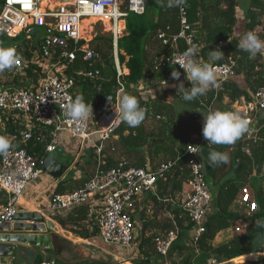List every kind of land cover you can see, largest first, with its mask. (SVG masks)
Returning a JSON list of instances; mask_svg holds the SVG:
<instances>
[{"label":"built area","instance_id":"obj_1","mask_svg":"<svg viewBox=\"0 0 264 264\" xmlns=\"http://www.w3.org/2000/svg\"><path fill=\"white\" fill-rule=\"evenodd\" d=\"M51 1V2H49ZM150 0H5L0 11V33L9 39L23 38L27 45L36 42L37 49L31 50L32 58L17 60L15 66L23 73L31 66L39 73V80L28 87L6 85L0 87V120L14 122L21 127L20 136H11L3 132L11 142L6 155H0V185L8 196V203L0 213L1 220L7 221L20 213V201L29 186L41 173L42 161L38 162L27 150L18 148L19 143L26 145L36 141L50 154L59 149L64 135L80 140L84 146H94L99 156V164L93 177L82 189L69 193L54 194L49 210L53 212L70 210L91 205L94 211L95 226L99 237L109 245L118 246L124 251L135 253V223L131 216L138 197L152 189L159 179H165L177 162L185 157L189 172L188 184L191 193L184 203L185 216L192 226L187 246L195 248L206 232L205 222L210 211L213 194L208 182L207 162L204 149L208 141L203 135L189 142L184 155L176 161L162 163L156 170L136 168L125 160H120L111 169H103L101 160L102 143L111 139L121 122H116L113 107L116 97L126 88L121 78L124 76L120 65L117 44L127 31V19L130 14L143 15ZM88 19H97L114 41L115 64L119 88L113 97V107L108 99L101 108L104 122L93 128L91 115L84 121H73L66 117L64 106L75 98L76 77L84 75L97 78L93 71L68 73L80 53L84 60L96 61L100 55L91 49L83 38L82 25ZM92 24L89 26L92 30ZM159 38L165 45L170 44L172 53L167 59L170 67L182 72L183 68L171 65L170 59L182 55L188 48L195 46L197 58L201 60L202 46L191 33L187 13L181 8V29L170 38L160 33ZM85 42L84 44L82 42ZM186 44L180 49V42ZM226 46L227 43H223ZM219 59L212 64L216 68L217 83L220 85L233 78L239 67L234 55L218 54ZM222 61V62H221ZM40 71V72H39ZM187 80V79H186ZM188 82V80H187ZM249 119V131L243 136L246 142L244 150L259 143L264 130V87L253 96L247 110L239 111ZM195 152V153H194ZM242 203L250 214L258 210V202L248 188L242 190ZM238 232L241 228L236 229ZM179 237L176 227L165 237H157L155 246L162 257L170 255ZM43 264H54L43 263Z\"/></svg>","mask_w":264,"mask_h":264},{"label":"trees","instance_id":"obj_2","mask_svg":"<svg viewBox=\"0 0 264 264\" xmlns=\"http://www.w3.org/2000/svg\"><path fill=\"white\" fill-rule=\"evenodd\" d=\"M254 1L253 5L258 7V9H249L247 11V30L249 31H254L263 23L264 0ZM4 2L5 0H0V11ZM237 5V0H187L183 6L187 13L188 23L191 25V33L194 34L196 41L202 46L201 53L203 58L209 57L210 52L218 49L220 50L218 53L222 55L232 54L236 56L238 58V64L240 61L248 60L249 54L239 48L238 40L233 39L234 28L237 24L235 12ZM181 8H168L161 6L156 0H150L147 4L145 14H130L127 19V32L118 40L117 52L120 65L122 67L125 66L129 70V74L123 76L121 80L125 85L127 93L136 96L140 105L146 109V118L138 127L130 128L125 123H122L115 131L116 144L121 146L123 155L126 157L125 160L132 167L147 169L146 151L153 149V147L160 149L161 144L158 141H162L163 137H168L167 139L171 140L176 137L178 143L180 142L179 148L181 150V156H183L188 143L191 141V136L203 135V123L195 118L194 111V113L185 118H181L178 114V121L173 125L160 121L155 128L158 132L149 131L148 126L145 125V121L158 118V113L168 116L169 112L167 107H165L166 103L146 102L138 91L141 86L153 85V82H162L166 79L170 68L167 64V59L172 53V47L170 44L165 45L159 38V35L160 33H165L170 38L180 32ZM9 40L22 41L23 39H9L0 33V47L5 48ZM96 40L92 42L93 47L91 49L98 53L100 58L96 61H86L84 60V54L80 53L77 60L68 68L70 75L81 71L87 73L93 71L97 74V78L95 79L84 75H75V96L82 95L86 103L92 104L94 111H98L104 105L107 96H113L119 88L113 38L101 36ZM82 43L84 44L85 42L83 41ZM223 43H227V46L223 47ZM186 47L184 41H181L180 49L185 50ZM37 48L35 44L32 50L34 51ZM25 56L28 59L32 58L30 48L26 50ZM251 61L254 62V65H252V70L247 75V81L250 91L256 94L264 87V67L262 70L256 72L258 65H255V63L263 61V57L261 54H257L255 58H251ZM259 65L261 66L263 64ZM37 68V66H31L27 70V76L30 80H28V84L24 87L38 82L40 77L39 73L33 71ZM209 95L210 99L217 103L222 102L225 97H228L232 103L242 97H245L249 102L252 101L247 91L242 90L236 83L230 80L223 82L220 85V89L213 90ZM179 101L185 105L188 104L196 110L201 107L202 98L200 96L193 101H184L180 96ZM222 111H228V108ZM20 133L21 127L18 124L7 122V134L20 136ZM0 135H2L1 132ZM261 139L259 143L250 146V154L243 152L242 148L227 152L230 153L232 158L230 170L227 172H224L226 164L210 165L207 159L210 150L221 151V147H205L204 154L207 159L209 173L208 182L214 198L212 201L213 206L210 208L206 217V232L197 245L198 253L195 252V248H191L192 252L186 254L188 249H190L186 247V242L189 240L192 226L186 224V218L181 220L180 214L177 215V219L178 226L181 227V230L168 259L158 254L155 239L157 237H165L170 231L175 229L171 221L167 224L169 227L168 231L162 236L153 234L148 237L143 235L141 238H135V242L138 243L141 258L135 260L133 264H167V262H171V264H204L212 258H217L225 262L240 258L233 263L264 264V260H257L259 256L250 259L243 258L245 257L244 255L249 254L248 250L256 239L264 237V228H259L256 223L258 220L264 219V130L261 133ZM17 147L27 150L38 162H41L48 156L45 153L44 147L36 141L28 142L26 145L19 143ZM104 154V150L102 149L101 157ZM174 159L176 161V157ZM98 164L99 156L95 153L93 158L89 160L87 167L89 169L96 167L97 169ZM186 164L187 159L185 157L181 158L166 176H170V173H173L178 178L179 185L182 186V184L188 182L189 178ZM109 166L111 165L103 166V169L108 170L110 168ZM230 175L233 176L221 182L222 178ZM162 180L164 179H159L158 182ZM86 183L87 180L85 179L79 180L75 184V189H82ZM174 183H177V181ZM247 183H251L255 190L254 197L258 202V210L250 216H242L232 212L231 207ZM62 188L59 187L57 194H62ZM76 212L77 217L73 216L70 220L67 218L61 219L60 224L63 227L72 225V231L80 235L83 239L97 237L99 234L96 227L90 231L87 225L83 224L87 220L88 208L80 207ZM239 219L249 222L247 234L235 236L230 241L215 245L214 241L216 237L220 233L230 229L233 222ZM62 242L56 243L55 249L51 252V255L56 261L67 250L66 243L64 241ZM256 251L264 252V250ZM177 255L180 256L178 257L179 260H175ZM182 256L183 258H181ZM42 263L43 258H39L36 262V264ZM89 264L113 263L94 260L89 261Z\"/></svg>","mask_w":264,"mask_h":264},{"label":"crops","instance_id":"obj_3","mask_svg":"<svg viewBox=\"0 0 264 264\" xmlns=\"http://www.w3.org/2000/svg\"><path fill=\"white\" fill-rule=\"evenodd\" d=\"M237 2L238 5L235 10L237 24L234 28L233 39L239 41L240 38L249 31L247 30V11L249 9L257 10L258 7L253 5L255 2L254 0H237ZM262 22V25L257 27L254 32L262 41H264V17ZM258 54L262 55L263 61L255 63V65H258L256 67V72L262 70L264 67V52ZM201 60L204 62H209V57H202ZM210 62L213 63L214 61ZM259 64L263 65L260 66ZM252 65H254V62L251 61V58H248L247 61H240L236 75L229 80L236 83L242 90L247 91L253 100L254 94L250 91L249 83L247 81V75L249 74V72H251ZM122 69L124 76L129 74V70L125 66H123ZM168 71L169 72L166 79L162 82H153V85L141 86L138 89L141 96L146 102L166 103V106H164L167 107V110L169 112L168 116L158 113V118L145 121V125L148 126L149 131L155 133L158 132L155 128L158 126L160 121L168 122L169 124L173 125L176 121H178V114L181 116V118H185L195 112V118L203 123V113H207L209 110H223L225 108H228V111L243 112L244 110H247L249 104L252 102H249L245 97H242L238 101L232 103L228 97H225L222 102L217 103L216 101L211 100L209 95L213 90H216V88L210 87L207 93L201 96V107L194 110V108L190 107L188 104L185 105L184 103L180 102V96L177 93V88L181 82L184 83L185 87H191V82H187L182 72H180V79L176 80L171 77L173 68L170 67ZM14 83L17 84V81ZM2 86H6L5 80L0 81V87ZM218 89H220V87ZM125 93H127V91ZM175 99L176 101H174ZM101 108L97 111L98 116L94 115V113L92 114L93 119H95V124H93L97 127H99L104 122L103 120L105 115L101 112ZM121 124L122 122L120 123V125ZM0 132L2 135L4 134L3 132L7 133V123L4 120H0ZM200 136L201 135H192L190 142L196 141V138ZM167 138L168 137H163L162 141H158L159 144H161L160 149L152 146L153 149L146 151V160L148 165L147 168L156 170L162 163L171 162L173 160L175 161V157L176 160L181 157V150L179 148L180 142L178 143L176 137L174 139L172 138V140ZM102 145V149L105 153L104 156L101 157L103 166H108L110 164L111 166L109 167L113 168L120 160L126 159V157L123 155L121 146L116 144L115 133L112 135L111 139L103 142ZM213 146H220L221 151L225 152H232V150L234 149L242 148L243 152L248 154L251 153L250 148H248V150H244V147L246 146L244 136L238 139L233 145H208L207 147L213 148ZM95 153H97V149L94 146L86 147L80 140L72 139L69 136L64 135L62 138V144L59 149L51 153V156L47 154L51 158H53L57 162V164H61L62 166H64L65 170H63L64 172H62L61 176H59L58 178H53L49 175V173L44 172L43 169H41L39 178L29 186L24 196L21 198L19 210L20 213L29 212L39 214L40 218H42L44 222L53 225L55 229L53 232H51L53 249H37L31 248L29 246L19 247L18 261L16 262V264H36L39 258H43V263L54 262V264H57V261L51 255V252L55 249V246L57 245L56 243L60 242V240L63 239L66 243L65 245L67 246V250L62 253L61 258L63 260H66L65 262L69 264H89V261H94L95 256H87L90 253H97L98 251L111 259L120 260L119 256L114 255L110 250L101 249L97 246L96 239L100 238L99 235L91 239H83L80 235L72 231V225L63 227L60 224L61 219L67 218L70 220L73 216L77 217L76 210L80 209V207H77L78 209L73 208L70 210H61L57 212L49 210L50 200L54 194H57L59 187H63L61 189L62 193H69L78 190L75 189L76 182L81 179H85L88 182L93 177L96 171V167L93 169H89L87 166L89 160L93 158ZM228 154L229 163L226 164L224 172L230 170V162L232 158L230 153ZM231 176L233 175L222 178L221 182L228 178H231ZM175 181H177V183H174ZM244 188H248L253 197L255 196V190L252 187L251 183H247ZM190 193L191 188L188 182L182 184L181 186L178 183V178L175 177L173 173H170V176H166V179L156 183L152 189L141 194L135 202L133 210L130 212L135 223V236L137 238H141L143 235L148 237L153 234H155L156 236H162L168 231L169 227L167 224L170 223V221L175 226V228L178 227L180 232L181 227L178 226L177 215L181 214V220L186 218L183 206ZM242 194L243 192L239 194V196L232 204L231 211L242 216H250L251 214L249 213L247 207L244 203H242ZM7 203L8 196L0 188V213L3 211ZM212 206L213 204L211 205V207ZM81 207L88 208L87 220L83 224L87 225L88 230L92 231L93 228L96 227L93 207L91 205ZM54 219L58 222H54ZM186 224H189L188 220ZM248 227L249 222H246L243 219L236 220L233 222L230 229L220 233L216 237L214 244L219 245L215 242H218L219 239H222L226 235H229L228 233L230 232L233 233V236L229 235L231 239H233L235 236H243L247 234ZM237 228H241V230L238 232L236 230ZM231 239L227 241H230ZM188 241L186 242V247H189L187 246ZM257 250H259V248ZM70 251L76 254V256L73 257V259L65 258L64 255L66 253H70ZM137 251L139 253V250ZM248 251L249 254L244 255L245 257L243 258L250 259L259 256L257 260H264V252L261 253L259 251H256V249L254 250L252 246ZM239 259L240 258L234 259L230 262H224L225 264H230L236 262V260ZM125 264L132 263L126 262Z\"/></svg>","mask_w":264,"mask_h":264},{"label":"clouds","instance_id":"obj_4","mask_svg":"<svg viewBox=\"0 0 264 264\" xmlns=\"http://www.w3.org/2000/svg\"><path fill=\"white\" fill-rule=\"evenodd\" d=\"M161 6L168 8L183 7L187 0H156ZM239 48L249 54V58H255L258 53L264 52V41L254 31H248L239 40ZM209 53V62L197 58L196 47L188 48L182 55L172 57L171 65L183 68L186 79L191 82V87H185L181 82L177 93L184 101H193L207 93L210 87H218L216 68L210 61L219 59L218 52ZM18 56L14 47H0V72L11 69L17 63ZM180 71L173 67L171 77L179 80ZM113 107V97L107 96ZM116 118L114 121L125 123L130 128L138 127L146 118V109L140 105L137 97L121 92L116 97L113 107ZM65 115L73 121L87 120L93 114L92 104L85 102L82 95H76L64 106ZM250 121L239 111L209 110L203 113L202 133L209 145H233L246 132L249 131ZM10 140L5 135H0V155H6L11 149ZM195 153V152H194ZM210 165L228 164L229 154L217 150H210L207 157ZM257 226L264 228V219L258 220Z\"/></svg>","mask_w":264,"mask_h":264},{"label":"water","instance_id":"obj_5","mask_svg":"<svg viewBox=\"0 0 264 264\" xmlns=\"http://www.w3.org/2000/svg\"><path fill=\"white\" fill-rule=\"evenodd\" d=\"M42 169L53 178H58L65 170L50 156L43 159ZM54 230L39 214L18 213L7 221H2L0 216V264H16L19 247L53 249L51 232Z\"/></svg>","mask_w":264,"mask_h":264},{"label":"rangeland","instance_id":"obj_6","mask_svg":"<svg viewBox=\"0 0 264 264\" xmlns=\"http://www.w3.org/2000/svg\"><path fill=\"white\" fill-rule=\"evenodd\" d=\"M91 27L94 30H92L89 27L87 29L88 31H86V33L83 34V38L86 41V44L89 45L90 47H93L92 46V42L93 41H97L96 39L98 37H101V36L102 37H111V35L109 34V32L106 30V28L102 24H99V23H96L95 22L94 24H92ZM126 32H125V34H126ZM35 44H36V42H34L31 45H27V43L24 42V40H22V41L9 40V42L7 43V45H6L5 48H7V47H14L15 50H16L17 56H18V60H24V59H27V57L25 56L26 50L28 48L32 49V47ZM200 54H201L200 57L202 58L203 57L202 56V53H200ZM7 73H9V74H7ZM0 76H1V78H0L1 80L0 81H4L5 80V85L14 84V85H19L21 87H24V86H26L28 84V80H30L28 78V76H27V73H23V71L19 70V68H17V66H15V65L11 69H6L3 72H0ZM14 80L17 81V84L14 83V82H16ZM75 93H76V91H75ZM174 101H176V99ZM93 113H94V115H97L98 112L93 110ZM91 119H92V122L95 124V119H93V116L92 115H91ZM94 124H93V128H95V129L98 128ZM228 234L231 235V236H233V233H231V232L228 233ZM229 235H226L225 237H223L222 239H219V241L218 242H215V243L216 244H220L222 242H225V241L231 239ZM135 238L138 239L136 236H135ZM62 241H64V239ZM62 241H60V243ZM64 243H65V241H64ZM96 243H97V246L100 247L101 249L110 250L114 255H118L119 258H120V260H118V259L117 260L111 259L108 256H105L103 253H101V252L98 251L97 253L96 252L90 253L87 256V257L95 256V259L92 258L95 261L96 260H103V261L112 262L113 264H125L126 262H129V263H132L133 264V262L135 260H138V259L141 258V256L138 253V251H136L135 253H130V252L124 251L122 248H119L118 246L116 247V246H113V245L106 244L100 238L96 239ZM135 245L138 247V243L137 242H135ZM251 246L253 247L254 250L255 249L257 250L258 248H259V250H264V237L257 238L256 241ZM188 248H190V247H188ZM190 252H192L191 248L188 249V251H187L186 254H189ZM64 256L67 259H73V257L76 256V254H74L72 251H70V253H66ZM168 256H167V259H168ZM178 257H180V256L177 255V257L175 258V260H179ZM181 258H183V256ZM65 261L66 260H63L62 258H60L57 261V264H69V263H67ZM236 261H238V260H236ZM221 263H224L225 264V262L223 260H219L217 258H212V259L207 260L204 264H221ZM167 264H171V262H167ZM233 264H239V263H233Z\"/></svg>","mask_w":264,"mask_h":264},{"label":"bare ground","instance_id":"obj_7","mask_svg":"<svg viewBox=\"0 0 264 264\" xmlns=\"http://www.w3.org/2000/svg\"><path fill=\"white\" fill-rule=\"evenodd\" d=\"M49 2H51V1H49ZM96 21H97V19H88L87 21H85L81 27L82 33L85 34L86 31H88L87 29L89 28V26L91 24H94ZM0 188H2L1 185H0ZM221 264H224V263H221Z\"/></svg>","mask_w":264,"mask_h":264}]
</instances>
